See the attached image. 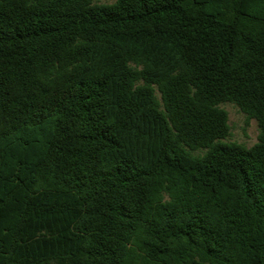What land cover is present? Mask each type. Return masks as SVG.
Wrapping results in <instances>:
<instances>
[{
    "label": "trees",
    "instance_id": "obj_1",
    "mask_svg": "<svg viewBox=\"0 0 264 264\" xmlns=\"http://www.w3.org/2000/svg\"><path fill=\"white\" fill-rule=\"evenodd\" d=\"M0 264H264V0H0Z\"/></svg>",
    "mask_w": 264,
    "mask_h": 264
},
{
    "label": "rangeland",
    "instance_id": "obj_2",
    "mask_svg": "<svg viewBox=\"0 0 264 264\" xmlns=\"http://www.w3.org/2000/svg\"><path fill=\"white\" fill-rule=\"evenodd\" d=\"M115 0H97L98 3L110 4ZM227 110L229 115V124L231 127V135L225 141H234L242 143L248 147L258 141L260 128L258 122L254 118H248L240 107L233 102H226L220 105Z\"/></svg>",
    "mask_w": 264,
    "mask_h": 264
}]
</instances>
